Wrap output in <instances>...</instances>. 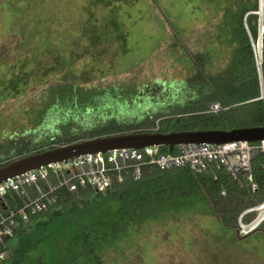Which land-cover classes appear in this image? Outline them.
I'll use <instances>...</instances> for the list:
<instances>
[{"label": "rangeland", "instance_id": "rangeland-1", "mask_svg": "<svg viewBox=\"0 0 264 264\" xmlns=\"http://www.w3.org/2000/svg\"><path fill=\"white\" fill-rule=\"evenodd\" d=\"M107 1L0 0V145H7L1 161L88 129L84 123L56 127L59 116L41 117L44 91L63 76L45 73L59 62L85 88L113 95L112 102H100L104 124L173 118L200 101L189 88L196 71L182 44L192 35L206 36L216 23L204 0ZM31 39L36 45L28 46ZM201 45L193 51L203 53ZM204 209L143 225L117 251H108L102 264H264V234L237 242ZM263 218L260 212L250 224L240 219V236ZM29 264L46 263L39 258Z\"/></svg>", "mask_w": 264, "mask_h": 264}, {"label": "trees", "instance_id": "trees-1", "mask_svg": "<svg viewBox=\"0 0 264 264\" xmlns=\"http://www.w3.org/2000/svg\"><path fill=\"white\" fill-rule=\"evenodd\" d=\"M204 3L213 12L216 23L206 36L192 35L182 44L187 60L196 71L188 84L199 93L198 103L179 109L173 118L149 115L133 125L104 124V117L99 115L100 102H112L113 95L98 93L96 87L85 88L73 70L64 71L59 62L45 73L48 76L57 72L63 76L61 82L49 84L44 91L47 112L41 117L59 116L52 121L56 127L71 129L84 123L88 129L71 137L54 138L50 144L40 145L26 155L61 144L127 132L264 126V103L258 100L261 77L253 46L260 36V0H204ZM50 43L47 36L45 46H51ZM195 43H202L203 53L193 51ZM33 44L32 41L28 46ZM28 62L24 65L28 66ZM65 64L69 65V60ZM262 77L264 85V35ZM18 81L13 79L14 89ZM215 103L222 107L218 114L209 112V106ZM5 163L0 160V166ZM251 171L253 181L248 180L246 172L233 175L226 169L196 173L189 168L149 167L140 180L128 177L116 181L103 193L90 188L76 193L63 189L58 203L48 212L19 223L14 236L6 242L8 256L3 264H29L39 258L46 264H102L108 251H117L119 244L143 225L199 207L210 212L241 242L245 238L239 234V220L246 224L253 222L260 211L250 210L264 202V153L255 156ZM253 184L257 186L255 190ZM257 232L264 233V221Z\"/></svg>", "mask_w": 264, "mask_h": 264}, {"label": "built area", "instance_id": "built-area-1", "mask_svg": "<svg viewBox=\"0 0 264 264\" xmlns=\"http://www.w3.org/2000/svg\"><path fill=\"white\" fill-rule=\"evenodd\" d=\"M264 9V0H260ZM263 23V16H261ZM264 25H260L257 44L258 69L263 60ZM262 37V40H260ZM258 100L264 103V90ZM219 103L211 106V113L218 114ZM165 147L147 146L141 149H114L105 153L87 154L68 161L49 163L20 176L0 183V264L7 260L6 242L12 238L21 221L32 215L48 212L59 201L63 189L76 193L90 188L106 192L118 181L128 177L138 181L146 168L171 170L189 168L196 173H209L226 169L233 175L248 173L253 181L252 162L259 153H264V140L254 143L235 142L225 144H188L176 146L173 152ZM215 179L216 176H215ZM257 186L253 184L255 190ZM250 211L264 214V202Z\"/></svg>", "mask_w": 264, "mask_h": 264}, {"label": "water", "instance_id": "water-1", "mask_svg": "<svg viewBox=\"0 0 264 264\" xmlns=\"http://www.w3.org/2000/svg\"><path fill=\"white\" fill-rule=\"evenodd\" d=\"M258 14L263 16V7H260ZM261 26L263 27V23H261ZM260 40H262V37H260ZM260 77L262 90H264L262 72H260ZM262 140H264V126L239 127L232 130L204 129L112 134L61 144L50 149L14 158L0 166V183L49 163L68 161L79 156L105 153L114 149H141L147 146H159L168 148L170 152H173L175 147L179 145L254 143Z\"/></svg>", "mask_w": 264, "mask_h": 264}, {"label": "flooded vegetation", "instance_id": "flooded-vegetation-1", "mask_svg": "<svg viewBox=\"0 0 264 264\" xmlns=\"http://www.w3.org/2000/svg\"><path fill=\"white\" fill-rule=\"evenodd\" d=\"M4 149H7V145H4V146L0 145V156H1V152L4 151ZM263 221H264V218L262 220H260V222L258 224L253 225L252 227H254V229L250 233H248L247 235L243 236L245 238L244 240H246V239H248L254 235H257V234H264V233H258L257 232L259 226L262 224ZM241 242H243V241H241Z\"/></svg>", "mask_w": 264, "mask_h": 264}]
</instances>
